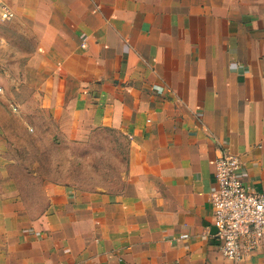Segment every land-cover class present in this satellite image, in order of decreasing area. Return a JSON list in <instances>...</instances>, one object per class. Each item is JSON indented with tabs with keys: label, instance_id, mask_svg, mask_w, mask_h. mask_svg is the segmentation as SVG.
Returning <instances> with one entry per match:
<instances>
[{
	"label": "crops",
	"instance_id": "crops-1",
	"mask_svg": "<svg viewBox=\"0 0 264 264\" xmlns=\"http://www.w3.org/2000/svg\"><path fill=\"white\" fill-rule=\"evenodd\" d=\"M7 2L0 30L19 44L0 45V264H264V241L222 256L210 202L223 149L264 194V0ZM102 128L127 141L120 180L43 171V130L58 146Z\"/></svg>",
	"mask_w": 264,
	"mask_h": 264
},
{
	"label": "built area",
	"instance_id": "built-area-1",
	"mask_svg": "<svg viewBox=\"0 0 264 264\" xmlns=\"http://www.w3.org/2000/svg\"><path fill=\"white\" fill-rule=\"evenodd\" d=\"M15 16L7 0H0V21L9 22ZM243 165L240 156L223 149L215 159L216 190L210 197L219 250L237 263L249 259L264 241V194L242 179Z\"/></svg>",
	"mask_w": 264,
	"mask_h": 264
},
{
	"label": "rangeland",
	"instance_id": "rangeland-1",
	"mask_svg": "<svg viewBox=\"0 0 264 264\" xmlns=\"http://www.w3.org/2000/svg\"><path fill=\"white\" fill-rule=\"evenodd\" d=\"M3 23L0 21V29L6 26ZM4 34L7 37L11 36V42L16 47L18 46L19 39L14 36L11 30H0L1 46ZM10 54L14 57L18 55V52H11L9 48L6 52L1 51V55H6L5 57ZM7 70L15 75H18L19 72L16 67H7ZM6 85L8 84L6 83ZM53 133V131L50 134L49 131L43 130L38 136L43 144V147L37 148V150H41L40 152L45 159L42 166L44 172L49 173L56 170L54 171L56 174L65 175L66 172L73 171L72 178L69 180L76 186L86 189H91L102 181H118L126 173L127 141L115 130L104 128L88 130L80 134L78 139H67L61 132H58L55 135V139L59 141L58 146L50 145L49 140ZM25 152L23 155L28 158L31 157V159L38 156L31 149L25 150ZM29 165L31 168L34 167V163ZM116 176L118 179L115 178ZM60 178L62 179H58V181H66L65 177L60 176ZM35 181L22 179L24 185L30 183L31 187L35 186ZM37 198L36 195L28 194L30 201H35Z\"/></svg>",
	"mask_w": 264,
	"mask_h": 264
},
{
	"label": "water",
	"instance_id": "water-1",
	"mask_svg": "<svg viewBox=\"0 0 264 264\" xmlns=\"http://www.w3.org/2000/svg\"><path fill=\"white\" fill-rule=\"evenodd\" d=\"M212 233L213 234H216L217 233V228L215 226L212 228Z\"/></svg>",
	"mask_w": 264,
	"mask_h": 264
}]
</instances>
